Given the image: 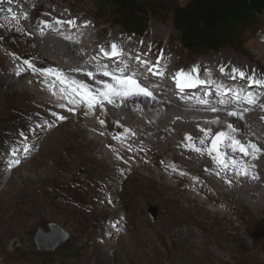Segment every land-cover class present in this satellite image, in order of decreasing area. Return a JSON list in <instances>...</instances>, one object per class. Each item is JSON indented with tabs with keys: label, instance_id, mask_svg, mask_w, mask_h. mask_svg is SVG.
Segmentation results:
<instances>
[{
	"label": "bare ground",
	"instance_id": "bare-ground-1",
	"mask_svg": "<svg viewBox=\"0 0 264 264\" xmlns=\"http://www.w3.org/2000/svg\"><path fill=\"white\" fill-rule=\"evenodd\" d=\"M5 5L8 7L6 3ZM11 6L19 17V23L16 22L18 30L23 33H32L31 36H26L24 33V36L32 39L30 43L34 51L43 61L48 63L49 67L61 68L66 73H70L71 69L77 67L93 70L97 62L85 64V61L97 55L101 47L107 49L112 42H116L124 49L125 55L112 60L100 57L98 63L107 65L109 70H114L122 60L127 65L129 73L141 72L144 74L140 79L138 76L136 78L152 92L154 88H150L153 87V83L161 82L157 87L155 86L154 93H158L157 96L154 94L155 100L141 97L129 99L123 103L118 101L113 105L106 104V111H104L106 119L99 116L98 108L88 110L83 105H68V107H76V112L73 114L58 107L59 103L67 104V102L58 99L59 84L54 86L57 95H53V92L49 90L48 85L52 83L51 79L42 77L38 73L25 71L20 76L26 78H22V83L19 81L17 83L15 73L17 66H20L19 62L9 59L10 55L6 54V58L10 60L12 65H17L15 68L13 67L14 69L9 70L6 65L9 64V61H6L4 55L6 46L9 48L7 51H17L13 49L9 39L5 38L3 33L4 43L1 44L2 40L0 39V71L4 84L12 87L15 101L7 103L0 99V118L13 121L17 120L18 116L22 117L20 124L18 122L10 124L11 126L4 130L5 139L7 141L12 140L19 135L20 130L27 131V128L31 126V120L34 116H38L37 114L53 120L51 111L59 112L66 119L60 121L59 124V127H62V132L57 137V152L59 151L57 161L65 160V162L69 161V163L80 166L82 177H78L92 183L95 186L96 195L102 193L109 183L122 182L130 186L132 199L148 197L150 199L168 200L174 207L173 212L182 213V219L186 221L182 222L179 216L172 218L178 222L176 227L180 228L181 241L185 243L189 252L188 256L194 264H244V262H246L245 264H264V109L247 105L244 102L220 105L217 103L220 97L216 95L213 85L206 84L181 91L173 79L178 70H189L193 65H197L200 67V77L215 80L231 88H246V81L239 78L230 79V68L235 66L248 74L254 70L257 78L261 76L255 68L248 65L253 64L264 69V15L260 18L263 28L257 31L254 41L244 48L239 47L235 50V53L240 57L235 55L229 58L227 53L223 51L220 56L214 59L211 57L201 58L187 67L179 60L182 57L181 52L174 48L171 51L170 45L166 46L162 53L157 56L148 51L140 43L142 41H135L131 37H123V39L117 40L119 38L113 34L114 31H111L107 26L108 24L99 28L98 23L93 20L74 19L76 21L74 26L70 27L67 24L55 26L54 21L57 18L63 21L73 18L64 16L61 14L62 12L56 13L49 6H43L39 0H15ZM42 6L45 7L42 9L44 14L46 16L49 14L51 17L39 18L36 15ZM25 13L27 19L24 18ZM42 21L52 22L53 27H45L41 23ZM85 21L90 22L87 27L84 26ZM12 22L15 23V21ZM7 23H9L8 20L4 18L3 13H0L2 31L6 28ZM104 23L108 22L104 21ZM41 28L44 29L43 33L40 31ZM103 34L107 35L102 36ZM151 36L148 38L151 40L146 41L148 44L160 41L154 34ZM126 43L129 47L125 45ZM171 52L176 55V58H171ZM144 53H148V59L153 63L157 57H161L160 71L164 73L163 76L150 74L143 65L139 64L135 58L133 59L137 54L143 58ZM167 61H169L168 66L162 69ZM221 65L228 68V72L221 73ZM70 74L75 75L77 79L93 83L83 73ZM256 87L251 88V90L260 95L258 103H264V88ZM211 89H214V93H211ZM206 90L210 94L205 95ZM204 100H208L209 104H204ZM210 106H216L218 111H210ZM243 108L248 109L243 113V120L230 117L227 114L229 111ZM14 113H17V116L10 119L8 116ZM99 119L105 121L104 125L119 122V129L128 128L136 135L128 136L123 141L119 138L114 139L113 137L117 133L113 131L112 127L104 129V126L99 123ZM212 121L219 122L211 123ZM227 124H233L239 129L236 138L240 139L242 143L247 144L251 141L262 149L256 160H252L251 157H242L239 152L233 153L231 149H226L227 155L236 159L242 158L250 166L255 165V168L251 170L259 175V179L238 177L230 172L216 176L217 166L206 152L201 154L183 147V144L187 143L185 141L187 134L192 136V142L196 147L203 148L204 145L199 143V139L203 136L200 128H211L214 134L216 131H227ZM121 135L127 136L126 133ZM78 138L83 140L85 144H78ZM210 142L209 139L205 143L210 144ZM129 146L133 151H128ZM75 147L79 148L78 157L80 159L61 156L60 151L73 150ZM141 148L143 151L138 150ZM118 156L123 157V159H119ZM173 166L176 171H173ZM180 172L187 174L180 175ZM193 177L198 179H193ZM225 179L231 180V185L225 183ZM39 182L44 187L37 184ZM51 182L53 181L43 172L37 177L36 182L28 181L26 178L22 187L29 194L40 193L43 190L47 194V190L49 191L54 187ZM52 194L51 200L57 199V212L66 209V215L70 218L75 220L79 218V210L69 207L67 198L62 196L60 192H57V195ZM28 197H31L28 201H30V209H33L32 214H34L37 209L35 206L38 204L35 200L37 197L34 198L33 195ZM14 203L16 204V202ZM14 203L13 206L15 207ZM18 203L20 202L18 201ZM27 206L29 205L27 204ZM40 208L43 209L42 206ZM14 213L15 211L9 214V219L10 215ZM28 213L30 214V211ZM25 214L27 216V213ZM15 219L17 218L15 217ZM18 219L20 220V218ZM14 224L12 226L6 224V226L9 225L13 229ZM17 225L15 226L17 227ZM46 240L47 238L43 237L42 244ZM193 249L197 250L198 253L190 251Z\"/></svg>",
	"mask_w": 264,
	"mask_h": 264
},
{
	"label": "rangeland",
	"instance_id": "rangeland-1",
	"mask_svg": "<svg viewBox=\"0 0 264 264\" xmlns=\"http://www.w3.org/2000/svg\"><path fill=\"white\" fill-rule=\"evenodd\" d=\"M39 1L43 6H49L56 13L62 12L61 14L68 18L93 20L98 23L99 28L108 24L107 26L111 31H114L113 34L119 38L117 40L123 39V37H131L138 42L144 41L142 44L145 48L148 51L150 49L157 56L162 53V50L166 46L170 45L171 51L174 48L181 52L182 57L179 60L187 67H190L191 64H194L196 60L201 58L207 59L211 57L214 59L220 56L223 51L227 53L229 58L235 55L239 56L235 53V50L251 44L256 37L257 31L263 28L260 18L264 15V12L253 21L251 29L239 30L230 44H219L214 49L201 52L197 47L184 46L179 36L174 32L172 25L175 9L184 6L190 0H137L143 6L141 17L144 19L146 27L143 32L124 29L120 24L119 18L112 15L114 13L112 11L113 7L108 5L107 7H100L95 4V0ZM43 6L36 12L39 18L46 16L44 10H42L45 9ZM3 7L7 8L5 4ZM3 15L9 23L6 24V28L4 27L3 31L0 26V37L4 33V37L9 39L8 41L11 43L13 49L21 57L33 58L37 67H49L48 63L43 61L34 51L30 43L32 39L24 36L26 32L23 33L18 30L17 23L12 22L13 20L6 12ZM46 17H51V15L48 14ZM104 21L108 23H104ZM153 34L160 41L148 44L146 41H150L151 39L148 38H151ZM105 35L107 34H103L102 36ZM26 36L28 35L26 34ZM1 40V44L4 43L3 38ZM125 45L128 46V43ZM7 50L9 48L6 46L5 54L3 53L5 58L7 57L6 54H8L10 55L9 59L19 62L21 66V61L14 59L12 55H18L17 52ZM171 55V58H176L174 53L171 52ZM9 59L6 58V61H9V64L6 65L10 70L17 65L13 66ZM169 61L165 63L162 69L168 66ZM248 66L255 68L259 74H264V69L258 68L253 64H249ZM184 70L187 71L188 69ZM140 73L138 72V77ZM15 77L17 83H22V78H26L16 73ZM200 78L205 79L202 76ZM160 82L153 83V87H157ZM153 87L150 89H153ZM252 88L257 87L255 85ZM155 90L154 88L153 94H155ZM211 93H214V89H211ZM157 94L155 95L157 96ZM0 99L7 103L15 101L12 87L6 83L4 84L1 71ZM97 111H100L99 116L101 118L106 119L104 112L99 108ZM16 116L17 113H14L8 117L14 119ZM17 120L12 121L3 117L0 118V264H194L193 260L188 256L189 252L186 249L185 243L181 241L182 237L179 235L180 228L176 227L178 222L172 218L179 216L182 222L186 221L182 219V213L173 212L174 207L168 200L150 199L148 197L132 199L130 186L122 182H111L107 185L106 191L104 190L102 193H99L100 196L96 195L95 186L79 178L82 177L80 166L69 163V161L65 162V160L57 161V153L59 152H57V137L62 132V127H59L60 121L50 128L41 127L35 132L25 131L29 137L28 144L32 145L31 150L28 153L21 151L19 154L21 163L18 166L9 168L8 165L11 160L9 150L14 144L20 143V140L18 139V135L16 138L7 141L4 136V130L11 126L10 124L19 123L22 117L18 116ZM44 120L49 119L41 115L34 116L30 122V127H35L37 123L43 124ZM103 126L104 129L112 127L113 131L120 133V135L124 133L123 129H119L116 122ZM31 133L33 134L31 135ZM77 143L81 145L85 144L80 138L77 139ZM60 154L64 158H79V148L75 147L73 150L60 151ZM43 172L53 181L51 184L54 185L51 190H47V194L44 190H41L42 192L40 193L30 194L23 190L22 183L26 178L28 181L36 182L37 177ZM37 184L41 185L40 182ZM57 192H60L62 196L67 198L69 207L79 210L81 217L79 216L77 220L70 218L66 215V209L57 212V199L55 201L54 199H52L53 201L51 200L52 193L57 195ZM32 195L34 198L37 197L35 200L38 203L35 206L37 209L34 214H32L33 209H30V201H28L31 198L28 196ZM38 199L41 200L39 201ZM21 201L22 205L25 204V206L21 205ZM41 206L43 209L40 208ZM150 206L156 208V217H152L149 214L148 207ZM13 211L16 214L14 213V216L10 215L9 219V214ZM28 211H30V214ZM25 213H27V216ZM35 215L36 217H34ZM11 223H15L14 226L18 225L17 227L13 226L12 229V227L10 228L12 226ZM3 224H5L4 227ZM6 224L10 226H6ZM49 224L57 225L69 236V239L53 249L47 247H44L46 249H42L35 240L36 234L39 230L45 233L44 238H47V240L43 245L48 246L51 243ZM57 235L59 234L57 233ZM190 251L198 253L195 249Z\"/></svg>",
	"mask_w": 264,
	"mask_h": 264
},
{
	"label": "snow or ice",
	"instance_id": "snow-or-ice-1",
	"mask_svg": "<svg viewBox=\"0 0 264 264\" xmlns=\"http://www.w3.org/2000/svg\"><path fill=\"white\" fill-rule=\"evenodd\" d=\"M14 2L15 0H0V13L6 12L13 21L19 23V17L11 6ZM5 3L8 5L7 8L3 7ZM24 18L27 19L26 13L24 14ZM41 23L45 27H53L52 22L42 21ZM64 24H67L71 27L76 25V21L74 19L63 21L59 18L54 21L55 26H62ZM89 24V21L84 22L85 27H87ZM43 30L44 29L41 28V33H43ZM26 34L32 35V33ZM0 39H2V37H0ZM12 55L14 59L21 61V66H17L16 68L17 75H20L25 71H31L34 74L38 73L42 77L51 78L52 83L49 84L48 87L49 90L53 92V95H57V93L54 91V86L59 84L60 88L58 99L66 101L67 104L59 103L58 107L60 109H66L68 112L73 114L76 112V107H68V105H83L88 110H94L98 107L102 112H104L106 111V104L113 105L118 101L123 103L129 99H137L141 97L145 99L150 98L152 100L156 99V96L153 94V92L136 78L138 76V72L129 73L127 70V65H125L122 60L114 70H109L107 65L98 63L100 57L112 60L113 58L119 59L125 55L124 49L116 42H112L110 47L107 49L101 47L97 55L92 56L90 60L85 61V64H89L94 61L97 62L93 70H88L86 67H77L70 70V73H83L87 78H89V80H92L93 83H88L83 79H77L75 75L66 73L64 70L58 67H37L35 60L31 57L24 58L16 54ZM135 59L139 64L147 68V71L150 74L163 76L164 73L160 71L161 57H157L155 63L148 59V53H144L143 58L140 54H137ZM220 71L221 73H226L228 72V68H226L224 65H221ZM199 74L200 67L193 65L187 71L184 69L178 70L173 76V79L176 81L177 88H179L181 91L186 88H193L206 84L213 85L216 95L220 97V99L217 101V103L220 105H226L232 102H244L247 105L258 106L261 109H264V103H258L260 100V95L254 93L251 90L253 85L264 88V74L257 78L254 70L251 74H248L241 68L232 66L229 73L230 79L236 80L239 78L240 80L246 81L247 90H245L244 87H227L223 83H218L212 79H201ZM208 94L210 93L206 90L205 95ZM229 97H231V99H228ZM203 103L209 104V101L204 100ZM209 110L212 112L218 111L216 106H210ZM246 111H248V109L243 108L240 110L229 111L227 114L230 117H236L239 120H243V113ZM85 115H87V112H85ZM51 116L54 118L53 120H44L43 124L37 123L35 127H29L28 131L34 132L41 127L50 128L53 127L56 122L64 121L66 119L64 115H61L56 111H51ZM218 122L219 121H212L211 123ZM99 123L104 125L105 121L103 119H99ZM117 126H120L119 122H117ZM226 127L227 131H216L214 134L211 128H200L203 136L199 139V143L204 145L203 148L196 147L192 142V136L186 134L185 141H187V143H184L183 147L185 149L194 150L195 152L201 154L206 152L211 158L212 162L217 166V170L215 172L216 176H220L225 172H230L238 177L259 179V175L255 171L251 170L255 168V165L250 166L242 158L236 159L230 155H227L226 149H231L233 153L239 152L242 154V157H251L252 160H256L258 158V154L261 153L262 149L258 147L256 143L249 141L247 144H245L242 143L240 139H237L236 134L239 129L234 127L233 124H227ZM123 132L126 133L127 136L117 133V135L113 138H119L121 141H123L126 140L128 136L136 135L128 128H124ZM18 139L20 140V143L14 144L9 150L11 155V160L9 161L8 165L9 168L18 166L21 163L19 158L20 152L23 151L24 153H28L32 147V145L28 144L29 137L23 130L19 131ZM209 139L211 141L210 144H206L205 142ZM138 150L143 151L142 148ZM128 151H133V149L129 146ZM118 158L123 159V157L120 156H118ZM205 170L207 171L208 169ZM173 171H176L174 166ZM121 172H123V170H121ZM179 174L186 175L187 173L180 172ZM193 179L198 178L193 177ZM225 183L231 185L232 181L225 179ZM113 227H115V225H113Z\"/></svg>",
	"mask_w": 264,
	"mask_h": 264
},
{
	"label": "trees",
	"instance_id": "trees-1",
	"mask_svg": "<svg viewBox=\"0 0 264 264\" xmlns=\"http://www.w3.org/2000/svg\"><path fill=\"white\" fill-rule=\"evenodd\" d=\"M100 7H113L126 30L145 31L141 17L143 6L137 0H95ZM264 12V0H190L175 9L172 25L184 46L201 52L219 44H230L236 33L251 29L257 16Z\"/></svg>",
	"mask_w": 264,
	"mask_h": 264
},
{
	"label": "water",
	"instance_id": "water-1",
	"mask_svg": "<svg viewBox=\"0 0 264 264\" xmlns=\"http://www.w3.org/2000/svg\"><path fill=\"white\" fill-rule=\"evenodd\" d=\"M155 88V87H153ZM148 212L149 214L152 216V217H156V208L155 207H148ZM49 228L51 230V243L48 245V246H45L42 244V238L45 237V233H43L42 231H38V233L36 234V242L38 244V246L42 249H46L44 247H47V248H50V249H53L54 247H56L57 245H60L61 243H64L66 240L69 239V236L64 232L62 231L57 225L55 224H49ZM57 233L59 235H57Z\"/></svg>",
	"mask_w": 264,
	"mask_h": 264
}]
</instances>
